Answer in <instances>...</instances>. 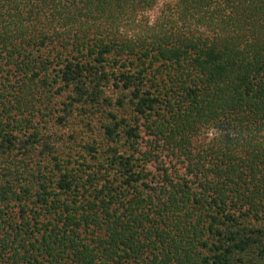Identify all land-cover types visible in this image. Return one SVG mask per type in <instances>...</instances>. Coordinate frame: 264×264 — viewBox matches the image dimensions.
<instances>
[{"label":"trees","instance_id":"16d2710c","mask_svg":"<svg viewBox=\"0 0 264 264\" xmlns=\"http://www.w3.org/2000/svg\"><path fill=\"white\" fill-rule=\"evenodd\" d=\"M0 264H264V0H0Z\"/></svg>","mask_w":264,"mask_h":264}]
</instances>
